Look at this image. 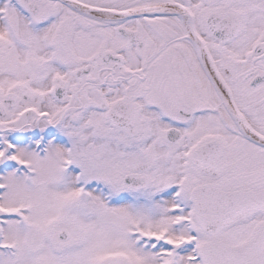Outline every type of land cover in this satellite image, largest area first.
<instances>
[{
  "label": "snow or ice",
  "instance_id": "1",
  "mask_svg": "<svg viewBox=\"0 0 264 264\" xmlns=\"http://www.w3.org/2000/svg\"><path fill=\"white\" fill-rule=\"evenodd\" d=\"M0 264H264V0H0Z\"/></svg>",
  "mask_w": 264,
  "mask_h": 264
}]
</instances>
